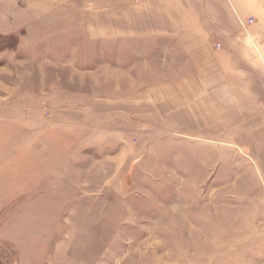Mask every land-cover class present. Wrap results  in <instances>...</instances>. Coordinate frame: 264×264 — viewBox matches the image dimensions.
Returning <instances> with one entry per match:
<instances>
[{
	"label": "rangeland",
	"instance_id": "rangeland-1",
	"mask_svg": "<svg viewBox=\"0 0 264 264\" xmlns=\"http://www.w3.org/2000/svg\"><path fill=\"white\" fill-rule=\"evenodd\" d=\"M183 1L202 117L153 95L181 52L87 34L120 0H0L1 264H264V0Z\"/></svg>",
	"mask_w": 264,
	"mask_h": 264
},
{
	"label": "crops",
	"instance_id": "crops-1",
	"mask_svg": "<svg viewBox=\"0 0 264 264\" xmlns=\"http://www.w3.org/2000/svg\"><path fill=\"white\" fill-rule=\"evenodd\" d=\"M182 4H184L183 0H120L119 7L109 10L94 8L87 18V34L90 38L119 37L122 41L136 37L139 38L138 40L150 43L152 47L162 44L161 47L169 49L171 57H173V51L181 52L184 60L178 67L183 70V74L173 78L167 76L159 79L156 82L159 85L157 92L153 93L154 98L165 100L169 108L172 102L183 99L192 101L194 107L201 101L221 100L219 93L223 91L224 84H227L224 77L211 75L212 71L209 72L210 59L216 64L215 68H219L216 62H223L224 59L221 55L217 58L216 54L208 52L204 44L196 45L201 38L195 27L197 23L202 26L201 19L197 14L195 17L191 13L187 3L183 7ZM204 40L207 41L205 36ZM169 42L174 44L163 45ZM177 43L180 49L177 48ZM165 51L167 55V50L163 49L161 52ZM198 53H202V59H199ZM161 59L162 66L171 68L173 61L168 55L161 56ZM193 105L191 104L190 108H193ZM222 109L220 104L216 107L215 114L218 115V111L221 114ZM192 114L202 117L205 113L202 107H195ZM202 120L201 118L200 121ZM202 123L198 124V128L195 126L192 128L201 131L207 129L206 121ZM212 129L217 130L218 127Z\"/></svg>",
	"mask_w": 264,
	"mask_h": 264
},
{
	"label": "trees",
	"instance_id": "trees-1",
	"mask_svg": "<svg viewBox=\"0 0 264 264\" xmlns=\"http://www.w3.org/2000/svg\"><path fill=\"white\" fill-rule=\"evenodd\" d=\"M1 264V263H0Z\"/></svg>",
	"mask_w": 264,
	"mask_h": 264
}]
</instances>
